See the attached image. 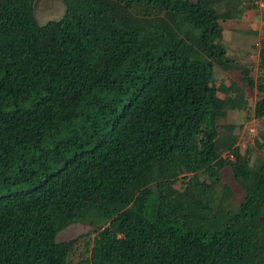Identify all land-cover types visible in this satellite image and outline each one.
Segmentation results:
<instances>
[{
	"label": "trees",
	"instance_id": "1",
	"mask_svg": "<svg viewBox=\"0 0 264 264\" xmlns=\"http://www.w3.org/2000/svg\"><path fill=\"white\" fill-rule=\"evenodd\" d=\"M35 1L0 0V264H69L76 223L91 264H264V158L217 131L245 101L212 84L253 0H62L45 24Z\"/></svg>",
	"mask_w": 264,
	"mask_h": 264
},
{
	"label": "rangeland",
	"instance_id": "2",
	"mask_svg": "<svg viewBox=\"0 0 264 264\" xmlns=\"http://www.w3.org/2000/svg\"><path fill=\"white\" fill-rule=\"evenodd\" d=\"M253 2L256 9L246 10L244 18L221 22L222 44L226 48L227 57L233 60L237 68H221L215 65L212 83L221 99L226 95L233 98L236 94L243 92L245 101L243 106L228 110L217 121V131L235 142L241 159L248 150L251 162L256 156L264 158V145L260 149L257 145V143H263L264 119L254 118L255 104L261 97H264V93L259 94L256 89H250L241 80V70L246 69L254 81L263 76L264 82V75L258 70L260 42L264 39V0H253ZM64 10L62 0H36L34 4V15L39 24L60 19ZM200 179L203 184L209 183L205 175H201ZM181 184L179 181L175 187L180 189ZM222 184L229 186L232 191V205L235 206L242 201L243 193L232 179L228 169L222 171ZM99 230L100 228L89 224L76 223L58 233L56 237L58 242L69 240L76 242L68 258L69 264H91L90 254L93 240Z\"/></svg>",
	"mask_w": 264,
	"mask_h": 264
}]
</instances>
